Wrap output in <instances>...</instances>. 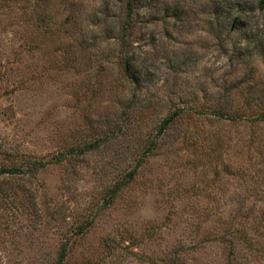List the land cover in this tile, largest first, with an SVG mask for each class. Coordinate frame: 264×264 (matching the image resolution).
<instances>
[{
  "label": "rangeland",
  "instance_id": "obj_1",
  "mask_svg": "<svg viewBox=\"0 0 264 264\" xmlns=\"http://www.w3.org/2000/svg\"><path fill=\"white\" fill-rule=\"evenodd\" d=\"M0 264H264L262 0H0Z\"/></svg>",
  "mask_w": 264,
  "mask_h": 264
},
{
  "label": "trees",
  "instance_id": "obj_2",
  "mask_svg": "<svg viewBox=\"0 0 264 264\" xmlns=\"http://www.w3.org/2000/svg\"><path fill=\"white\" fill-rule=\"evenodd\" d=\"M262 3L264 4V0H262ZM175 115V114H174ZM176 119V116H172V117H170V118H168L167 120H166V123H168V122H170V121H174ZM37 164H40L41 165V163H39V162H37Z\"/></svg>",
  "mask_w": 264,
  "mask_h": 264
}]
</instances>
